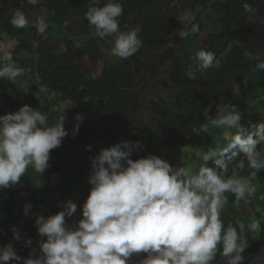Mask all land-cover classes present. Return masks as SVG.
<instances>
[{
    "label": "clouds",
    "instance_id": "clouds-1",
    "mask_svg": "<svg viewBox=\"0 0 264 264\" xmlns=\"http://www.w3.org/2000/svg\"><path fill=\"white\" fill-rule=\"evenodd\" d=\"M24 4L35 7L41 0H20L10 23L45 34L55 11L40 7L29 19L21 10ZM100 5L101 0H90L86 12L95 35L101 39L114 36L111 53L120 59L138 53L143 47L141 28L121 30L120 0H104ZM243 7L246 12L255 11L248 3ZM193 18L188 10L177 18L182 25L177 30L181 39L187 38L186 29ZM5 47L0 43V60L7 61L0 65V79L14 81L24 74V69L15 64L12 55L16 59L18 54H27L30 47H19L22 51L18 54L7 52ZM215 59L214 52L204 49L196 54L201 70L212 67ZM255 70L264 71V61L258 62ZM241 119L239 111L217 112L207 118L202 131L207 132L209 126L224 129L228 143L197 151L200 163L194 169L173 166L153 154L132 159L133 153L143 147L139 141H121L100 149L89 157V189L84 186L81 192L71 191L75 200L90 190L81 209L82 218L72 226L67 224L68 218L77 213L74 200H68L64 210L55 215L37 217L34 227L42 238L37 242L40 254L32 247V239L24 240V247L30 249L24 258L9 242L0 246V264H216L218 255L223 264H245L243 253L250 247L249 234L264 231L260 220L253 215L245 228L239 221L226 224L222 214L226 193L235 196L233 206L239 208L240 202L248 203L257 190L243 174L264 171V123L246 131ZM76 120L82 121L83 117L77 115ZM64 124V116L50 124L47 115L29 105L0 115V191L17 185L29 166L36 174H44L50 166V152L60 147L69 134ZM230 129L237 131H227ZM78 130L79 124L73 134ZM237 149L243 158L226 177L228 170L222 167L225 157L229 153L235 156ZM31 207L25 205V216ZM22 212L23 209L17 218ZM12 231V239L19 242V230Z\"/></svg>",
    "mask_w": 264,
    "mask_h": 264
},
{
    "label": "trees",
    "instance_id": "trees-1",
    "mask_svg": "<svg viewBox=\"0 0 264 264\" xmlns=\"http://www.w3.org/2000/svg\"><path fill=\"white\" fill-rule=\"evenodd\" d=\"M89 2L90 0H41V4L35 7L24 4L21 10L29 19L34 17L40 7L54 10L55 15L49 17V28L43 35L37 34L35 28H28L33 31L35 41L30 43L24 37H16L17 42L21 43L19 47L33 48L36 41H43L48 37L55 43L52 33L56 30L52 22H57L63 12L66 13L77 4L88 8ZM103 3L104 0H101L100 6H103ZM120 3L123 5V14L119 18L121 30L127 31L136 26L141 28L143 47L138 53L126 60L122 59L115 68L105 65L100 78H94L83 58L92 54L98 44L87 43L78 47L69 41L70 48L62 53V56H58L56 51L41 50L39 53H47L45 58L49 61L40 64L43 57L39 54L41 58L38 60L37 69L44 83L52 86L53 90L67 98L83 113L92 118L106 116L115 126H122L130 134V141H139L143 147L133 153L132 159L153 154L176 166L172 154L181 139L194 137L207 123V118L215 115L218 106L223 107L232 97L239 96L243 102L249 99L246 94L250 85L249 75L256 69L258 62L264 61V0H120ZM180 3L185 6L180 7ZM245 3L255 10L254 13L245 11ZM19 7L20 0H0V43L5 32L14 37L15 27L10 21ZM186 10L191 11L194 18L187 26V38L181 39L177 30L182 25L177 18ZM208 10L218 14L221 19L219 30L207 35L199 49L214 52L216 59L212 67L201 70L196 61L198 52L190 50L187 44L190 40H196L202 32L201 28L197 31L194 29L193 21ZM22 30L18 28L16 32H22L24 35ZM148 57L155 58L158 62L149 61ZM168 62V98L151 103L154 118L150 119L151 122L144 123L140 109L145 104L140 102L142 93L137 87L144 91V88L155 81L156 76L164 74L166 70L163 68ZM58 64L62 66L59 72L54 70ZM259 75L264 79V72ZM241 116L246 131H252L253 125L264 123L262 112L253 116L256 122L246 121L242 113ZM80 131H83V135L84 129ZM236 152L240 156H232L229 153L225 157L222 167L228 170L226 177L232 175L233 166L243 158L239 149ZM243 175L252 174L245 172ZM258 176L259 172L256 173L257 178ZM89 192L90 190L86 191L75 200L71 191L67 193L66 198L74 200L73 203L77 205V213L67 220L69 226L74 225V220L81 215ZM260 196L264 200V194ZM249 203L248 201L246 204ZM229 204H225L223 209L225 223L243 222L226 211ZM254 207L255 203H250L248 208L253 210ZM55 214L57 213L52 215ZM248 224L244 223L245 228ZM253 236L254 233L249 234L250 247L243 253L245 264H264V247ZM32 241V247L36 248L39 255V245H36L37 241L33 236ZM29 251V248H24L23 255L28 256ZM216 264H223L219 255Z\"/></svg>",
    "mask_w": 264,
    "mask_h": 264
},
{
    "label": "crops",
    "instance_id": "crops-1",
    "mask_svg": "<svg viewBox=\"0 0 264 264\" xmlns=\"http://www.w3.org/2000/svg\"><path fill=\"white\" fill-rule=\"evenodd\" d=\"M86 9L88 10V8ZM87 10H85L84 14L81 12V17H78L70 10L68 14L74 16L72 20L71 17H68L64 22H61L63 18H60L59 21L61 27L58 28V34L66 39V41H62L55 37L58 43L55 44V40V43H52L59 49H62V45H66L68 48L70 45L69 41H71L72 38L80 37L86 39V44H98V47L94 51L96 52L95 56L97 58L95 60L88 59L89 62L86 64L92 69L93 75H95L96 72L102 74L105 65L116 66L117 61L114 59V63L112 58H110V56H113L111 49L114 46L115 37L109 36L108 39H106V37L103 39L95 37V30L86 19ZM64 27L69 29V34H63L62 29ZM19 33L22 34V32ZM21 34H19L17 38H22ZM14 37L16 36L14 35ZM82 46L78 45V47ZM98 57V61H100V64L102 65L99 71H97L98 68H93V62L97 61ZM115 57L116 56H114V58ZM12 59L17 66L24 69V74L14 81L0 79V95L6 94L7 97V99L4 98V106L0 105V115L15 112L20 107L29 105L47 115L50 124H55L61 116H64V126L69 134L62 140L60 147L50 152V159L48 161L50 166L46 169L44 174H36L31 166H29L25 176L21 178L17 185L0 191V222H3L7 218L6 216L10 215L11 218L7 221V224L10 226L16 224L19 208L23 207L22 205L16 206V196L18 194H20L21 197L28 196V199L31 197L28 203L32 205L29 215L24 218L23 214H21V218L24 220H30L32 217L36 219V215L44 216L40 215V213L43 212L42 208L45 206H47L49 210H54V212L62 211L64 210V204L68 200H71L66 198L69 191L79 192L84 186L88 189L91 186L88 183V176L91 170V161L89 157L97 155L100 149L111 147L121 141L130 140V137H128L127 140L125 137H122V133H119L120 127L115 126L106 116H100L96 119L92 118L94 121L91 123V117L88 114L83 113L79 108L78 109L81 113L78 112L75 105H69L67 103L69 102L67 98L53 90L52 86L43 82L41 79L42 75L37 72L36 58H28L27 54H19L17 60L13 58V55ZM1 61L2 63L0 65L7 63V61L3 59H1ZM94 78L100 77L96 76ZM28 87L33 91V93H30L29 95L24 92ZM63 101H65V103H63ZM77 115L82 116L83 120L77 121ZM77 124H79V130L76 134H73V129ZM81 129H84L83 135V131H80ZM115 134H117V138L114 137ZM119 134L121 137H119ZM73 143H76L78 147L76 148ZM262 177L264 178V171L259 172L258 178L256 177V174L245 176V178L255 187H257V184L259 186L261 185ZM34 193H36V195L39 194L36 199L33 198ZM260 194L263 193L258 194L255 192L254 196L256 197L253 201L257 202L260 208H263L264 210V200L262 199V196L259 197ZM42 196H45L50 201H54V204L51 203L52 201L49 202V204H42ZM229 196L230 193L225 195L226 200H230ZM228 200L227 203H229ZM253 210L258 212L257 206H255ZM232 216L236 219H242L243 221L246 220L245 222L249 223L247 222V218L240 214ZM15 228L20 231L23 229V226H15ZM2 245L5 244L2 243ZM10 264H13V262H10Z\"/></svg>",
    "mask_w": 264,
    "mask_h": 264
},
{
    "label": "rangeland",
    "instance_id": "rangeland-1",
    "mask_svg": "<svg viewBox=\"0 0 264 264\" xmlns=\"http://www.w3.org/2000/svg\"><path fill=\"white\" fill-rule=\"evenodd\" d=\"M183 3H180L179 6L183 7ZM185 6V5H184ZM181 9V8H180ZM73 13H75L78 17H81L82 14L81 12L84 14L86 7L83 6L82 4H77L74 8L70 9ZM70 10H68L66 13L63 12L61 15V18H63V20L61 22H64L68 17H71V20L73 19V15L72 14H68L70 12ZM199 9H197L196 12H198ZM68 14V15H67ZM67 15V16H66ZM220 19L221 17L214 13L212 10H208L205 13L200 14V16L198 18H196L193 21V26L195 25L194 29L197 31L199 28L202 29V32L200 33V35L198 36V38H196V40L194 41H189L187 44V47L192 50L193 52H198L200 49V46L202 44V41L205 39V37L209 34H213L214 32H217L219 30V26H220ZM72 24V23H70ZM87 24V22H86ZM52 25L55 27V32L52 33V37H54L55 40V44H57V40L55 39H61L62 41H66V39H64L62 36H60L58 34V28L61 27L60 26V21L58 20L57 22H52ZM88 25V24H87ZM67 26V25H66ZM74 26V25H73ZM192 26V28H193ZM68 28V26H67ZM67 28H63V34L67 35L69 34ZM18 28L15 27V30L13 31V35H15L16 37L21 34L19 32H16ZM19 29H23L22 31H24V35H22V38L24 37L25 40H28L27 42L30 41H35L36 39L34 38L33 35V31L29 30L28 28H19ZM95 30V29H94ZM191 34V32H190ZM189 34V35H190ZM95 37H98L96 35H94ZM16 37H12V35H10L9 33L5 32L2 35V43L6 46L5 50L7 52L12 51V52H21L22 50L19 49L18 45L19 42H17ZM39 39V38H38ZM74 39V41H73ZM106 39H108V37H106ZM191 39V36H190ZM193 40V39H192ZM71 42L75 43L76 46L80 45H85L86 44V39L85 38H72ZM26 46V45H25ZM65 46V47H64ZM62 45V49H59L56 45H54L52 43V39L51 37L46 38L43 41H36L35 45L33 48H29V50L27 51V57H33V58H37L38 60H40L41 56L43 57V59L40 61L41 63H44L45 61H49L45 58L46 54H40L39 52L43 49H47V52L52 51L58 54V56H62V53H64L68 48L66 45ZM28 47V46H27ZM50 47V48H48ZM108 49V48H107ZM40 54V55H36V54ZM96 52H93L92 54L88 55L87 57L84 58V61L87 63L89 62L88 59H92L95 60L97 57L95 56ZM17 54V53H16ZM24 54V53H22ZM19 55V54H18ZM110 58H112V61L115 63V60L117 61L116 65L120 64V62L122 61V59H120L119 57H115L114 56H110ZM115 59V60H114ZM149 61H155L158 62L157 59L152 58V57H148L147 58ZM263 59H264V55H263ZM99 60V57L97 59V61ZM94 61L93 64V68H98L97 71H99V69H101L102 65L100 64V61ZM97 62V63H96ZM2 63V61L0 60V64ZM39 64V65H40ZM38 66V63H37ZM110 68H115V66H109ZM169 67V62L165 64L164 68L163 65H161V69L163 68V70L165 71L167 68ZM38 68V67H37ZM59 69H62V66L60 64L56 65L54 67V70L59 72ZM162 71V70H161ZM37 72L40 74V72L37 69ZM264 71H256L255 69L250 73V77H249V83H247V85H249V89H246V94L247 97L249 99H247V101H242V99H240L239 96L237 97H232L231 100H229V102L227 104H224L223 107H219L216 110L215 114L217 112H222V111H239L240 113L243 114V116H245V120L250 122L252 120L256 119L253 116H257V112L260 113L262 112V115H264V79L262 78L261 73H263ZM98 74V75H97ZM167 75H170V70H166L164 72L163 75H159L156 76L155 81L152 84H149L146 88H144V91L142 90L141 87H137L138 91L142 93V96L140 97L141 99V103L142 105L145 104V106L141 107L140 109V113H141V119L143 120L144 123H148L150 121L152 117V115L154 114V110L151 109V103L152 102H160L161 98H168V94H169V85L167 83ZM94 77L101 76L100 72H96L95 75H93ZM171 85H173V81H171ZM24 91V89H23ZM4 92V91H3ZM27 95H29L30 93H33V91H31L28 88H26V91H24ZM254 92V93H252ZM5 94V93H4ZM60 96V94H59ZM7 99L6 94L5 95H0V105L4 106L5 104V99ZM146 101V102H145ZM63 103H65V101H63ZM69 105L72 104V102H67ZM22 104V103H21ZM73 105V104H72ZM233 106H235V108H233ZM78 112L81 113V111L76 108ZM76 115V114H75ZM151 122V121H150ZM241 125H243V122H241ZM226 130L224 129H217V128H213L211 126L208 127V131L204 132L202 131V128H200L194 137L190 138V139H181L178 142V145L174 148L173 154H172V159L175 161L176 166H187V167H194V166H198L200 161L199 158L196 156L197 151L199 150H204L206 151L209 147H214L216 145H226L228 143V139L224 136V132ZM231 133H234L235 131H237L236 129L233 130H227ZM119 133H122V137H125V139L127 140L128 137H130V134L122 127L120 126L119 128ZM120 135V134H119ZM118 135V136H119ZM115 138H117V134L114 135ZM121 137V135L119 136ZM130 141V140H127ZM73 145L77 148L78 145L76 143H73ZM64 146V144H63ZM181 153V154H180ZM211 163V162H210ZM235 166V165H234ZM233 166V167H234ZM261 185L259 186L258 184L256 185V193H263L264 194V178H261ZM80 188V187H79ZM82 188V187H81ZM80 192L82 191L79 190ZM39 196L36 195V193L33 194V198L36 199ZM256 196H252L249 200L250 203H255V206H257V211L255 210H251L249 209V204H246L244 201L240 202V207L236 208L233 206L234 201H235V196L230 193V200L229 203H231L227 208L226 211L228 213H230L231 215H236V214H240L243 217L247 218V222H251V218L253 215H255L259 220H260V226L261 229L264 230V210L263 208H260V206L257 204V202H254L253 200H255ZM31 197H29L30 199ZM28 196L26 197H21L20 194H18L16 196V206H20L22 205L23 207L19 208V211L21 209L25 208V205L29 203V199ZM26 200V201H25ZM25 201V202H24ZM52 201V200H51ZM50 200H48L45 196H42V204H49V202H51ZM52 204H54V201L51 202ZM227 204V202H226ZM43 212L40 213V215H44V217H49L50 215L54 214V213H58V211L54 210L52 211L51 209L49 210V208H47V206H45L44 208H42ZM23 217L26 218L25 214H24V210L22 212ZM7 218L3 221L0 222V246H3L2 243L7 244L9 242H12L14 247L17 250V254L20 255L22 258L27 257L26 255H23V251H24V240L27 239H32V236L36 238V241L38 242L39 240H41V237L38 235L36 228L34 227L35 224V220L33 217L28 220V219H23L21 217L16 219V224L15 225H8L7 221L11 218L10 215L6 216ZM36 217H39L38 215H36ZM82 218V215H80L77 219L74 220V224L76 223V221H78L79 219ZM246 221V220H245ZM245 221L241 222V223H245ZM29 222V225H28ZM15 226H23V228H27V226L29 227V229H22L20 230V234H21V240L19 242L14 241L13 238V228H15ZM33 229V230H31ZM254 238L258 239L261 243H262V247H264V231L260 232V233H254ZM3 241V242H2ZM2 242V243H1ZM36 245H39L38 243H36ZM14 264V262H13Z\"/></svg>",
    "mask_w": 264,
    "mask_h": 264
}]
</instances>
